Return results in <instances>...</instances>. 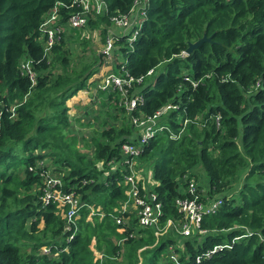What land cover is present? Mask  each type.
I'll list each match as a JSON object with an SVG mask.
<instances>
[{"label":"trees","instance_id":"obj_1","mask_svg":"<svg viewBox=\"0 0 264 264\" xmlns=\"http://www.w3.org/2000/svg\"><path fill=\"white\" fill-rule=\"evenodd\" d=\"M104 1L107 12L92 8L86 27L98 30L103 43L113 18L130 19L142 6L136 40L117 37L116 46L129 74L145 77L128 89L145 103L131 114L123 108L120 126L105 121L88 161L66 132L67 102L90 86L103 55L77 35L86 28L66 30L48 53L41 32L57 5L60 24L82 7L75 0H0V264H264V0ZM204 36L211 42L188 54L189 44ZM23 61L37 73L33 87ZM112 94L121 97L118 90ZM170 104L180 109L165 121L179 138L158 133L139 157L153 179L149 189L139 180L140 189L163 206L160 226L142 228L135 214L119 225L128 169L113 171L112 162L123 161L124 143L140 138L132 117H153ZM48 159L67 171L64 190L96 212L83 208L71 232L64 211L42 201L44 177L53 172ZM242 176L234 194L230 187ZM187 178L223 205L204 218V235L182 237L171 228L156 235L169 218L180 217L175 201L186 196ZM224 245L230 247L208 256ZM171 247L179 261L171 259Z\"/></svg>","mask_w":264,"mask_h":264},{"label":"built area","instance_id":"obj_2","mask_svg":"<svg viewBox=\"0 0 264 264\" xmlns=\"http://www.w3.org/2000/svg\"><path fill=\"white\" fill-rule=\"evenodd\" d=\"M75 3L82 7V11L70 16L67 24H60L59 8L58 5L51 11L50 15L43 21L41 25L42 39L45 47V51L48 53L53 46L60 41L61 36L66 30L80 31L87 27L89 14L92 8L95 7L97 14L105 11L107 4L104 0H75ZM144 10V9H143ZM144 14V13H143ZM139 20L140 15H139ZM131 22V18L120 17L113 18L114 26L130 30L140 21ZM135 29V28H134ZM138 36V31H134L130 34V41L133 42ZM119 36H114L111 30L108 31L106 42V48L102 51L103 59L107 64H114L116 69L111 70L104 75L99 82V90L105 92H114L118 90L124 97V108L128 113H134L140 106L144 105L145 98L142 94H132L129 96L128 89L132 87L134 83L139 86L144 84L145 77L135 79L131 76L127 70L128 61L123 60L117 53L118 47L116 46V39ZM118 55V58H116ZM119 60L123 63H119ZM22 74L27 75L32 82V87L36 84L37 73L32 68L31 61H23L21 64ZM154 70H151L147 77H152ZM123 100V99H122ZM180 108L176 105H167L164 109L158 111L153 117H132V124L139 129L138 142H126L122 145V154L124 155L123 161L116 164L114 161L112 164L113 171L117 167H126L128 172L124 176L125 183L129 185L127 191L128 199L120 204L119 212L121 216L116 217V222L119 225H126L129 223L132 214H135L138 224L142 228L159 227L160 221L164 216L163 206L157 200V195L154 193L144 194L140 189L139 180L133 173V166L136 160L144 152V148L149 144V141L153 139L158 133L163 131H169L171 138H179L174 131L171 130L165 118L169 111H178ZM220 120V117L217 119ZM188 121L185 120V124ZM183 123V124H184ZM40 164H45L43 161ZM109 172L107 171L106 174ZM186 196L178 197L175 201L176 208L180 217L178 219H168L167 224L163 229L156 232V235L165 234L168 229H174L182 237H192L196 234L204 235L207 233L202 228V223L206 216L216 214L220 207L223 205V198L210 199L207 191L200 189L198 183L193 179L186 180ZM148 188V186L146 185ZM149 189V188H148ZM42 201L44 205L57 204V206L64 211L63 217L66 220V230L71 232L72 228L76 225L80 211L89 207L84 203L80 197L74 191L64 190V181L60 176H54L53 172H48L44 177ZM92 214H95L93 208H91ZM73 236L70 237L72 239ZM229 245L216 246L214 250L208 253L211 257L217 252L222 251L224 248H229ZM172 249V247H171ZM49 248L45 247L44 252H49ZM200 258L198 259V262Z\"/></svg>","mask_w":264,"mask_h":264},{"label":"rangeland","instance_id":"obj_3","mask_svg":"<svg viewBox=\"0 0 264 264\" xmlns=\"http://www.w3.org/2000/svg\"><path fill=\"white\" fill-rule=\"evenodd\" d=\"M86 30L87 29L83 30L84 32H80V34L77 33V35L81 36V34H83V39H86L89 42H91L92 47L95 50V52L97 54L102 53V51L106 48V45L101 43L99 31L97 30L86 31ZM70 40L71 39H69L68 42ZM73 42L75 43L77 42V45L74 46V51L76 55L78 56L81 55V52L83 51L81 43L77 39L74 40ZM70 47L72 48L73 46H70ZM116 58H118V55H116ZM119 63H123V61L119 60ZM110 71H111L110 69H107L105 73L104 71H101L100 76L106 75ZM96 77H98V75L94 76L93 79ZM93 79H91L88 83L91 84V82H93L92 81ZM87 92H92L93 94L95 93L97 94L98 91H97V88L95 89L94 87H91L89 90L84 89V91L81 92L83 93L81 96H79L80 94L79 92V94L75 95L76 97L74 96L70 99V100L74 99L71 103L68 104L67 102V106L69 108L68 116H69L70 126L66 132H68V135L75 136L78 139L79 152L86 155L88 161H90L92 160L94 156V152H95V146L93 145V138L95 136V133L100 130H103V128L104 129L107 128L108 126L105 124L106 122L109 126L110 125H116V126L121 125V122L123 120L122 110H124L123 109L124 108L123 106L124 97L121 95V97L117 99V96L112 94L113 92L105 91V95H101L98 98H97V95H95L96 97L95 100L99 102L98 104L96 102L94 103L92 98L89 97V95H87L88 94ZM84 94H85V97L81 98L82 96H84ZM109 95H112V97H110ZM83 101H91L92 102L91 106L98 105V107L91 109L92 111L91 113L93 114L90 113L89 115H87L88 111L87 109H85L84 105L81 103ZM115 116L117 117V120H115ZM46 162L49 165H51L54 176H60L62 179H64V177L67 175L66 170H61L58 167H56L54 164H52V161L50 159H48ZM98 166L100 167L101 170H104L103 163L98 164ZM200 168L201 167H198L196 170ZM133 173L136 176L137 180H142L144 184L153 186V179L151 178L150 170L148 169L145 170L143 162L140 160V158L139 160L135 161V164L133 166ZM243 181H244V177L242 176V178L235 180L234 183L231 185L230 188L231 190H233L232 192L234 194H236L239 191V189L241 188V183ZM183 247L184 246L181 243L179 245V248L183 250ZM44 250L45 248H43V251ZM171 251H172L171 259L177 261V258H178V261H179L180 256L178 255V253L174 249H172ZM176 264H180V263L176 262Z\"/></svg>","mask_w":264,"mask_h":264},{"label":"crops","instance_id":"obj_4","mask_svg":"<svg viewBox=\"0 0 264 264\" xmlns=\"http://www.w3.org/2000/svg\"><path fill=\"white\" fill-rule=\"evenodd\" d=\"M140 9H142V6H139V8L136 10V12L134 13V15L131 17V22L132 23H134L135 21H138L139 20V11H140ZM87 30L86 31H89V29L88 28H86ZM111 33L114 35V36H123V35H129V34H131V33H133L134 31H137V30H135V29H130V30H124V29H121V28H118V27H115V26H113L111 29ZM85 31V32H86ZM98 31V30H97ZM99 35H100V39H101V43L103 44V42H102V37H101V34H100V32H99ZM101 54V53H100ZM102 68V69H101ZM101 68H100V72L101 71H104V73H105V71L107 70V69H110V70H113V69H116L115 68V65L114 64H107V63H105V61H104V59H103V64H102V66H101ZM100 72L99 73H97L96 75H98V77H96V78H94L93 79V77L94 76H96V75H94L91 79H93L92 81L93 82H91V84H90V86L87 88V90H89L91 87H94L95 89L97 88V94L95 93V94H93L92 92H87L88 94L87 95H89V97H91L92 98V100L94 101V103L96 102V103H98L99 104V102L98 101H96L95 100V95H97V98L99 97V96H101V93H99L100 91L98 90L99 88H98V86H99V82H100V79L104 76V75H102V76H100ZM103 73V74H104ZM100 77V78H99ZM90 79V80H91ZM84 91V90H83ZM83 91H80V94H79V96H81L83 93H81V92H83ZM103 92V91H102ZM76 97V96H75ZM85 97V94H84V96H82L81 98H84ZM74 99H72V100H70V101H68V104L69 103H71L72 101H73ZM83 105H84V107H85V109H87V111H88V113H87V115H89L92 111H91V109H94L95 107H98V105H96V106H91V101H83V102H81ZM91 114H93V113H91Z\"/></svg>","mask_w":264,"mask_h":264},{"label":"water","instance_id":"obj_5","mask_svg":"<svg viewBox=\"0 0 264 264\" xmlns=\"http://www.w3.org/2000/svg\"><path fill=\"white\" fill-rule=\"evenodd\" d=\"M204 42H211V37L208 38L207 36H204L202 39H200L199 41L195 42V43H190L189 44V48L187 49V53L191 54L192 51L194 49H196L197 47H199L202 43Z\"/></svg>","mask_w":264,"mask_h":264}]
</instances>
